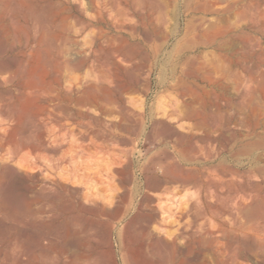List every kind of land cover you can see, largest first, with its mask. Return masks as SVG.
<instances>
[{
  "label": "rangeland",
  "instance_id": "1",
  "mask_svg": "<svg viewBox=\"0 0 264 264\" xmlns=\"http://www.w3.org/2000/svg\"><path fill=\"white\" fill-rule=\"evenodd\" d=\"M0 264H264V0H0Z\"/></svg>",
  "mask_w": 264,
  "mask_h": 264
},
{
  "label": "bare ground",
  "instance_id": "2",
  "mask_svg": "<svg viewBox=\"0 0 264 264\" xmlns=\"http://www.w3.org/2000/svg\"><path fill=\"white\" fill-rule=\"evenodd\" d=\"M187 9H192L191 3L188 1L186 4ZM201 11L205 10L207 7L206 6H200L199 7Z\"/></svg>",
  "mask_w": 264,
  "mask_h": 264
}]
</instances>
